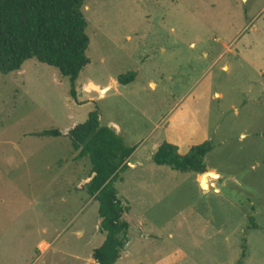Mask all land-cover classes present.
<instances>
[{"label": "rangeland", "instance_id": "rangeland-1", "mask_svg": "<svg viewBox=\"0 0 264 264\" xmlns=\"http://www.w3.org/2000/svg\"><path fill=\"white\" fill-rule=\"evenodd\" d=\"M84 15L77 100L37 60L0 72V264H96L91 163L68 136L95 109L137 147L115 184L130 224L117 264H264V0H86ZM167 127L182 156L212 142L207 189L153 162Z\"/></svg>", "mask_w": 264, "mask_h": 264}, {"label": "trees", "instance_id": "trees-1", "mask_svg": "<svg viewBox=\"0 0 264 264\" xmlns=\"http://www.w3.org/2000/svg\"><path fill=\"white\" fill-rule=\"evenodd\" d=\"M86 0H0V72L4 75L23 70L26 62L55 68L71 80V95L77 100V81L90 64L88 50L91 39L84 15ZM135 74L119 80L129 85ZM37 136L62 137L61 132L46 131ZM79 158L91 163L87 194L99 204L100 230L104 243L94 251L96 264H117L128 243L130 224L124 220L128 208L119 198L116 181L128 168L137 147L127 146L115 129L104 127L95 109L85 122L76 125L68 135ZM211 141L194 146L182 156L177 146L163 143L153 155V162L182 173L204 175L208 171L206 157L212 152ZM251 218L250 229H258ZM244 258L246 255H243ZM240 264H243L241 261Z\"/></svg>", "mask_w": 264, "mask_h": 264}, {"label": "water", "instance_id": "water-1", "mask_svg": "<svg viewBox=\"0 0 264 264\" xmlns=\"http://www.w3.org/2000/svg\"><path fill=\"white\" fill-rule=\"evenodd\" d=\"M113 88H114L113 85H111V86H109V87H107V88H101V87L96 86V85H94V84H90V85H89V89H90L91 91H96V92H98L100 95H106V94H108L110 91L113 90ZM205 175H208V174H204V176H205ZM204 176H203V177H204ZM94 177H95V175H93L91 178H89V179L86 181V184H89V183L94 179Z\"/></svg>", "mask_w": 264, "mask_h": 264}, {"label": "crops", "instance_id": "crops-1", "mask_svg": "<svg viewBox=\"0 0 264 264\" xmlns=\"http://www.w3.org/2000/svg\"><path fill=\"white\" fill-rule=\"evenodd\" d=\"M107 95V94H106ZM179 116V114L172 120V124L173 125H178V124H181L182 123V121H181V118H179L178 117ZM170 126H172V125H170ZM171 131H172V127H167L166 129H165V133L168 135V137H167V135H166V137H167V142L170 140V137H169V134L171 133ZM160 141V140H159ZM158 141V142H159ZM157 142V143H158ZM157 143H155V146L157 147V149L161 146L160 144H157ZM178 149H179V147H178ZM157 151V150H156ZM179 153H180V149H179Z\"/></svg>", "mask_w": 264, "mask_h": 264}, {"label": "bare ground", "instance_id": "bare-ground-1", "mask_svg": "<svg viewBox=\"0 0 264 264\" xmlns=\"http://www.w3.org/2000/svg\"><path fill=\"white\" fill-rule=\"evenodd\" d=\"M209 178H217V175L215 173H209L208 175H205L202 179H201V184H202V187L204 189H207L208 188V181H209Z\"/></svg>", "mask_w": 264, "mask_h": 264}]
</instances>
